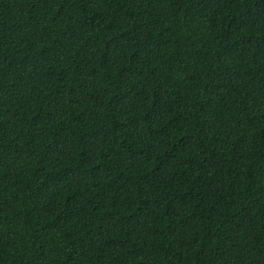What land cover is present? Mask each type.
<instances>
[{"label": "trees", "instance_id": "obj_1", "mask_svg": "<svg viewBox=\"0 0 264 264\" xmlns=\"http://www.w3.org/2000/svg\"><path fill=\"white\" fill-rule=\"evenodd\" d=\"M0 264H264V0H0Z\"/></svg>", "mask_w": 264, "mask_h": 264}]
</instances>
